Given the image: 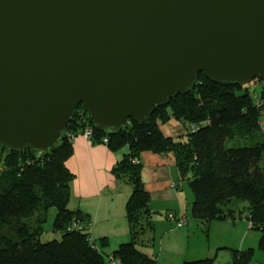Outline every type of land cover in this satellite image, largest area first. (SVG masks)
<instances>
[{"label":"water","instance_id":"1","mask_svg":"<svg viewBox=\"0 0 264 264\" xmlns=\"http://www.w3.org/2000/svg\"><path fill=\"white\" fill-rule=\"evenodd\" d=\"M264 80V0H0V143L116 130L195 85Z\"/></svg>","mask_w":264,"mask_h":264},{"label":"trees","instance_id":"2","mask_svg":"<svg viewBox=\"0 0 264 264\" xmlns=\"http://www.w3.org/2000/svg\"><path fill=\"white\" fill-rule=\"evenodd\" d=\"M255 81L258 88H252ZM263 114L264 80L213 81L201 72L189 91L156 106L149 118H130L116 130L96 124L80 105L52 148L0 143V264H107V256L121 264H157V256L145 249L155 243L145 239L155 229V211L143 164L135 162L145 151L174 153L180 178L193 192L191 217L206 231L213 221L241 218L229 205L247 201V219L261 232L259 248L264 250V138L255 139ZM171 119L188 124L189 131L180 134L186 136L183 140L163 133L161 125ZM85 126L93 129L91 140L105 142L113 151L128 146L112 172L132 186L125 207L131 239L111 253L105 251L107 237L97 243L89 232L68 230L74 218L86 219L81 210L69 208L74 173L67 165L73 154L71 135ZM247 139L254 144H244ZM51 208L56 209L53 230L60 238L42 242ZM229 251L230 264H249L254 253L252 248ZM183 264H216V257Z\"/></svg>","mask_w":264,"mask_h":264},{"label":"crops","instance_id":"3","mask_svg":"<svg viewBox=\"0 0 264 264\" xmlns=\"http://www.w3.org/2000/svg\"><path fill=\"white\" fill-rule=\"evenodd\" d=\"M121 149L113 151L107 144L94 142L79 134L73 138V154L67 162L74 173L70 182L69 208L81 210L86 219L93 223L91 237L97 243L101 237L108 238L109 244L105 251L110 253L121 243L131 239L125 207L132 186L117 179L112 172L117 161L128 152L125 146ZM140 161L143 164L145 186L151 194V209L155 211V227L161 232L153 246L149 245L145 249L149 254L157 256V264H183L186 260L205 257H216L218 264L220 254H230V248L246 249L247 230L251 228L249 223L247 225L239 222V219H227L210 224L207 232H220L223 238H216L214 247L205 246L207 253H204L203 247L200 251L203 254L199 255L198 240L192 243V236L197 233L189 228L194 196L191 188L186 189L184 183L179 182L181 178L175 155L173 152L160 154L145 151L141 154ZM174 182L178 184L177 188H171L170 185ZM169 212L184 215L187 222L179 225L176 221L169 220ZM240 234L242 239L240 243H236ZM107 264L121 263L108 261Z\"/></svg>","mask_w":264,"mask_h":264},{"label":"rangeland","instance_id":"4","mask_svg":"<svg viewBox=\"0 0 264 264\" xmlns=\"http://www.w3.org/2000/svg\"><path fill=\"white\" fill-rule=\"evenodd\" d=\"M258 87H259V81H255L252 84V88H258ZM260 122H261L260 123V127L255 129V134L257 135L255 137V139L258 138V137L261 138V136H262V138H264V114L261 116V121ZM193 125L195 126V124L190 125V129L191 130H194ZM88 128H92V127L91 126H85L82 130H79V132L77 134L72 133V135L74 137H76L79 134H82V135L86 136L85 135V131ZM161 129H162V131H163V133L165 135L173 136L176 140H183L184 137H186V136H181L180 134L186 133L187 131H189V126H188V124L182 123V122H180L178 120L171 119L169 122H166V123L162 124L161 125ZM93 133L94 132H93V129H92L91 135L89 137H87V136L86 137L89 138V139H92ZM243 143L247 144V145L254 144L252 139H247ZM125 147L128 149V146H125ZM138 160L140 161V158H138ZM178 179H179V177H178ZM180 181L184 183V186H185L186 189L190 188L189 183H188L187 180H182V179L180 180L179 179V182ZM171 188H173V187H171ZM229 207L230 208H234L237 211V216L241 215L240 216L241 218H238L239 222H245L247 225L249 223V226L250 227L252 226L251 222L247 219V216L249 214V210L247 208L248 207V202L247 201H239V202H236V203H232L231 205H229ZM55 213H56V209L55 208H51L50 212H49L48 220L44 224V231L40 235V240L42 242H47V241H50L52 239L60 238V233H58V232L53 230V221H54ZM189 228L192 231H195L197 233L196 236H192V243H194V240H198L199 246H197V247H198V251H199L198 254L199 255L203 254V252H200V251L203 250V247H204V251H205L204 253H207L206 252L207 249L205 248V246L214 247L215 246V239L216 238L217 239L223 238V236H222V234H220V232L219 233H214V231L213 232L211 231L210 233L207 232L205 226L200 221H199V223H196V220L194 218L191 219V222L189 224ZM247 231H248V233H247L248 235H247L246 241H245L246 242V247L245 248L246 249H248V248L254 249V253H253L252 259H251L249 264H264V250L259 248V240H260L261 232L258 229H253L252 227L250 229H248ZM89 233L91 235V228L89 230ZM241 235L242 234H240V236L238 237V241L236 243H240V241L242 239ZM160 236H161V232H160L159 229L157 230V226H156L155 229L153 230V232H148L145 235V239L149 240L151 242V239L154 238V241H157V239ZM107 253H110V252H107ZM108 261L119 262L118 259L107 256V262ZM230 261H231V252H230V254L227 253L226 256L224 255V253H221L220 256H219L218 264H230L229 263Z\"/></svg>","mask_w":264,"mask_h":264},{"label":"built area","instance_id":"5","mask_svg":"<svg viewBox=\"0 0 264 264\" xmlns=\"http://www.w3.org/2000/svg\"><path fill=\"white\" fill-rule=\"evenodd\" d=\"M193 127L195 129L194 125ZM91 133H92V128H88L85 131V135L87 137H89ZM72 136L73 135H71V138L73 139L74 136L73 137ZM135 162H139V160L135 159ZM171 187L177 188L178 184L174 182L171 184ZM167 217L169 220L176 221L179 225L185 224L187 222V218L181 214L170 212L167 214ZM92 225L93 223L87 219L74 218L72 220V223L69 225L68 230H78V231H83V232H89Z\"/></svg>","mask_w":264,"mask_h":264}]
</instances>
